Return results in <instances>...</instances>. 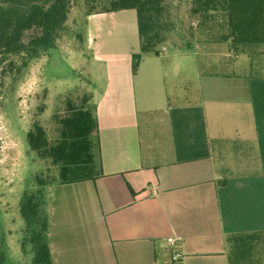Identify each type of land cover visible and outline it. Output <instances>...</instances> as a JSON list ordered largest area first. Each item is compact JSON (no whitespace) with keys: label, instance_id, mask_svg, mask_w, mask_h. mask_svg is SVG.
<instances>
[{"label":"crops","instance_id":"0c3cea01","mask_svg":"<svg viewBox=\"0 0 264 264\" xmlns=\"http://www.w3.org/2000/svg\"><path fill=\"white\" fill-rule=\"evenodd\" d=\"M130 51V64L91 70L102 175L69 184L70 212L47 234L52 264H264V78L244 80L240 71L231 79L246 82V88L235 85L244 96L251 87V105L242 111L246 128L232 135L224 125L211 126L221 106L169 103L160 89L151 101L137 96L134 77L147 63L142 57L132 73L138 34ZM173 70L151 74L161 79ZM185 72L203 84L202 92L227 79L222 71ZM230 142L246 146L234 151L241 170L219 186L216 146ZM170 236L178 238L174 248L166 246Z\"/></svg>","mask_w":264,"mask_h":264},{"label":"rangeland","instance_id":"374dc122","mask_svg":"<svg viewBox=\"0 0 264 264\" xmlns=\"http://www.w3.org/2000/svg\"><path fill=\"white\" fill-rule=\"evenodd\" d=\"M106 4L104 0L99 2L96 11ZM189 6L190 0H165V7L176 22L170 38L179 41L176 32L180 30L182 36L187 32L191 23ZM30 34L27 32L24 39ZM134 35H137L134 10L88 14L84 3L77 2L50 53L31 59L21 75L9 69L0 71V264H33V254L22 252L20 245L24 225L19 200L23 191L30 188L34 192L42 186L39 189L48 225L47 238L48 231L55 232L58 216L70 212L74 193L69 191L72 188L69 184L82 182L59 185L61 167L30 151L26 133L40 124L53 140L59 129L56 119L65 114L67 103H79L82 97L91 103L92 69L100 68L105 72L104 69H113L122 63L130 64ZM200 44L201 49L196 51L199 56L194 59L190 54L195 48H180L172 40L157 46V64L155 53L142 54L147 63L134 77L136 95L151 101L160 89L168 96L169 103L195 100L204 105L210 103L214 109L221 106L212 119L210 117L211 126L224 125L232 130V135L235 130L240 134L246 128V116L242 111L248 110L244 103L251 105V87L244 96L235 85L246 88V82L231 79L240 71L237 77L244 80L264 76V56L253 59L242 56L225 43ZM170 65L174 68V76L165 73L158 79L151 74V69ZM190 68L204 73L222 71L227 79L212 83V88L202 92L199 89L203 84L186 74ZM105 78L101 76L95 83ZM216 147L214 157L223 179L241 170L240 157L234 151L236 147L246 146L230 142L223 149L220 145ZM65 222L71 223L68 219ZM227 251L230 256L235 254L232 248Z\"/></svg>","mask_w":264,"mask_h":264},{"label":"trees","instance_id":"16d2710c","mask_svg":"<svg viewBox=\"0 0 264 264\" xmlns=\"http://www.w3.org/2000/svg\"><path fill=\"white\" fill-rule=\"evenodd\" d=\"M101 1L0 0V71L9 69L21 75L31 59L50 53L77 2L84 3L88 14L135 11L139 51L132 54L133 74L139 69L142 54L158 55L157 46L167 40L190 49L205 42L225 43L239 55L252 59L264 56V0H190L191 23L183 36L180 30L176 32L179 41L169 37L176 22L165 0H104L107 4L96 11ZM27 32L31 34L25 40ZM56 121L59 129L53 140L40 124L26 133L29 150L59 165L62 183L100 177L102 160L95 107L82 97L79 103H67L65 114ZM225 182L223 179L218 185L225 186ZM39 188L34 192L25 189L20 196L24 225L20 245L22 252L33 254V264H52L47 219L42 212V186Z\"/></svg>","mask_w":264,"mask_h":264},{"label":"built area","instance_id":"2783aa9c","mask_svg":"<svg viewBox=\"0 0 264 264\" xmlns=\"http://www.w3.org/2000/svg\"><path fill=\"white\" fill-rule=\"evenodd\" d=\"M177 240H178V238L172 237V236L166 238V246H168L170 248H174L175 245H176ZM174 255H175V257L179 256L178 253H175Z\"/></svg>","mask_w":264,"mask_h":264}]
</instances>
